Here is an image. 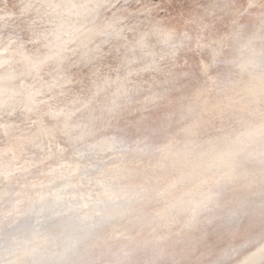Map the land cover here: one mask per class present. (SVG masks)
Masks as SVG:
<instances>
[{"label":"clouds","instance_id":"9594fccd","mask_svg":"<svg viewBox=\"0 0 264 264\" xmlns=\"http://www.w3.org/2000/svg\"><path fill=\"white\" fill-rule=\"evenodd\" d=\"M0 264H264V0H0Z\"/></svg>","mask_w":264,"mask_h":264}]
</instances>
